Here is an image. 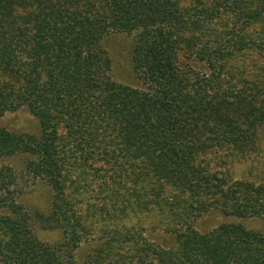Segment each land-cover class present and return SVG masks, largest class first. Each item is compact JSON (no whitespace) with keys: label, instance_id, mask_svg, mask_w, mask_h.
<instances>
[{"label":"trees","instance_id":"16d2710c","mask_svg":"<svg viewBox=\"0 0 264 264\" xmlns=\"http://www.w3.org/2000/svg\"><path fill=\"white\" fill-rule=\"evenodd\" d=\"M180 1L0 0V119L21 110L39 127L0 122V264H264V230L193 228L210 210L264 224V183L229 182L210 158L259 150L264 83L235 66L264 59V29L237 27L264 21V0ZM112 33L134 37V86L111 79ZM23 179L50 187L49 214L17 203Z\"/></svg>","mask_w":264,"mask_h":264},{"label":"rangeland","instance_id":"374dc122","mask_svg":"<svg viewBox=\"0 0 264 264\" xmlns=\"http://www.w3.org/2000/svg\"><path fill=\"white\" fill-rule=\"evenodd\" d=\"M191 0H181L179 2L180 8L186 9ZM217 2L216 0H202V4ZM208 4V3H207ZM210 6V4H208ZM263 8L261 2L258 6L251 7L252 10L259 11ZM243 10H249L246 7L239 5L236 14H240ZM236 14L226 15L222 18L225 20H232ZM264 19V12L261 14ZM237 27L246 33H258V30L264 29V21L252 25L250 27L238 23ZM260 32V31H259ZM134 45V37L126 33H112L107 36L103 42L102 47L106 51L109 60L111 72L110 76L113 81L122 85L134 86V78L131 71V51ZM264 51V46L261 47ZM238 65L235 70L240 79L258 80L264 83V59L257 57L255 52L251 50L242 52L237 58ZM2 126L11 132H19L26 134H34L38 132V124L36 120L21 110L15 112H8L0 119ZM259 150L256 153L246 157L239 158L232 154L220 153L216 156H210L213 161L212 166L221 169L226 175V180L229 182L244 181L264 183V130L258 136ZM22 162L16 160H6L5 164H9L13 169L20 170ZM26 181L21 180L19 187L21 188V195L17 199V203L24 208H33L42 215L49 214L52 205V191L50 187L40 181ZM6 212L7 211H2ZM8 214V213H7ZM234 218L224 217L216 210H210L203 214L193 223V228L199 233H207L214 228L229 224L233 222H242L247 230H264L263 222L259 220H237ZM35 236L44 243L56 244L62 239L60 232L56 231H37ZM145 238L158 246L168 248L174 240L169 235L159 231H150L145 233ZM87 246H82L75 252V259L81 263L89 253ZM120 248V247H119ZM124 262V260H122Z\"/></svg>","mask_w":264,"mask_h":264}]
</instances>
